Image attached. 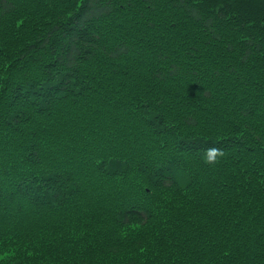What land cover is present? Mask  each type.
Segmentation results:
<instances>
[{
  "label": "trees",
  "instance_id": "1",
  "mask_svg": "<svg viewBox=\"0 0 264 264\" xmlns=\"http://www.w3.org/2000/svg\"><path fill=\"white\" fill-rule=\"evenodd\" d=\"M0 264H264V0H0Z\"/></svg>",
  "mask_w": 264,
  "mask_h": 264
},
{
  "label": "clouds",
  "instance_id": "2",
  "mask_svg": "<svg viewBox=\"0 0 264 264\" xmlns=\"http://www.w3.org/2000/svg\"><path fill=\"white\" fill-rule=\"evenodd\" d=\"M210 153L222 154V150L218 148H212L208 150Z\"/></svg>",
  "mask_w": 264,
  "mask_h": 264
}]
</instances>
